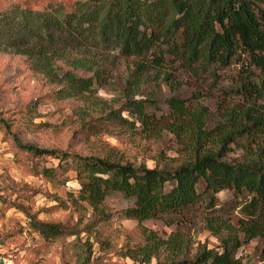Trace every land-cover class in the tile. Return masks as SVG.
<instances>
[{"label":"rangeland","instance_id":"374dc122","mask_svg":"<svg viewBox=\"0 0 264 264\" xmlns=\"http://www.w3.org/2000/svg\"><path fill=\"white\" fill-rule=\"evenodd\" d=\"M9 1L0 0V8ZM14 1L40 8L53 0ZM58 1L72 5L77 0ZM106 55L113 64L102 78L93 79L82 95L62 98L61 86L33 70L25 55L0 52V264H146L127 255L143 241L138 221L125 214L134 205L133 199L114 193L95 212L79 197L81 185L75 171L53 180L45 177L42 168L56 166L59 159L18 150L13 135L2 125L4 120L24 144L71 155L113 153L123 161L151 168L189 159L199 140L202 150L217 151L223 135L230 148L227 161L264 159V125L235 140L228 135L251 106L264 116V71L248 54L241 53L228 66L208 68H190L167 55L162 72H143L141 87L131 91L128 79L135 58L118 50ZM77 73L85 78L92 75ZM249 81L256 86L249 84L247 89L244 84L248 86ZM126 94L147 100V124L126 108ZM172 97L182 101L185 118L176 119ZM113 110L135 122L136 128L109 121L107 115ZM204 188L201 184L199 189ZM251 197L248 192L225 189L216 195L214 208H206L202 201L200 207L147 219L143 225L161 238L177 240L186 255L193 257L203 247L220 249L222 226L218 222H229L241 241L236 257L245 264H262L264 219L242 208ZM33 217L62 223L77 233L45 237L32 225ZM152 264H157L156 258Z\"/></svg>","mask_w":264,"mask_h":264},{"label":"trees","instance_id":"16d2710c","mask_svg":"<svg viewBox=\"0 0 264 264\" xmlns=\"http://www.w3.org/2000/svg\"><path fill=\"white\" fill-rule=\"evenodd\" d=\"M111 50L135 58L129 91L141 87L143 72H162L167 55L190 68H208L228 66L246 53L264 71V0H77L72 5L53 0L40 8L10 0L0 8V52L25 55L33 70L61 86L58 93L62 98L80 96L93 79L102 78L113 64L106 55ZM78 71L92 75L85 78ZM249 84L256 86L251 81L244 86L250 89ZM126 96V108L147 124V100ZM169 100L176 107V119L185 118L182 101L176 97ZM260 113L251 106L228 135L235 140L262 127L264 116ZM107 119L120 127L136 128L135 122L117 110L110 111ZM85 124L88 127V122ZM2 125L13 135L18 150L59 159L56 166L42 168L45 177L53 180L75 171L81 185L79 197L95 212L114 193L133 199L134 205L125 214L138 221L143 236L139 246L127 252L135 261L152 264L156 258L157 264H245L236 257L241 241L229 222H218L222 226L220 249L203 247L193 257L186 255L177 240L161 238L143 225L147 219L200 207L202 201L206 208H214L216 195L225 189L251 194L250 202L242 208L256 219H264V159L227 161V135L217 151L202 150L199 140L189 159L151 168L123 161L113 153L71 155L24 144L6 120ZM32 225L48 238L77 233L62 223L35 217Z\"/></svg>","mask_w":264,"mask_h":264}]
</instances>
